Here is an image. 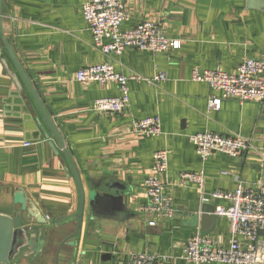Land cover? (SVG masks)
Wrapping results in <instances>:
<instances>
[{
	"label": "crops",
	"instance_id": "0c3cea01",
	"mask_svg": "<svg viewBox=\"0 0 264 264\" xmlns=\"http://www.w3.org/2000/svg\"><path fill=\"white\" fill-rule=\"evenodd\" d=\"M84 1L2 2L6 39L75 165L85 199L81 228L68 239L70 245L64 241L76 230L78 209L72 168L0 40V212L17 209L13 191L22 189L28 206L51 225L39 230L34 235L39 241L32 238L11 264H128L132 252L164 256L163 264H197L183 258L188 239L200 232L228 246L229 223L214 214V222L204 223L210 229L202 231L200 220L196 227L182 224L184 216L196 213L204 201L228 205L211 196L215 191H234L238 185L256 190L258 182L264 183V99L223 98L219 109H210L209 98L221 94L192 80L191 73L194 68L231 73L247 58L264 57V5L122 0L129 12L122 29L151 21L180 46L160 54L126 48L104 56L93 47L81 11ZM105 61L138 76L127 83L129 105L120 113L94 109L96 99L120 96L114 82L82 85L75 79L80 68ZM158 74L163 79L153 81ZM148 117L158 118L159 135L144 136L131 128L132 120ZM204 132L236 134L250 146L237 157L212 152L203 160L189 136ZM159 150L168 160L156 175L172 212L157 217L140 207L148 203L143 182L155 175L153 154ZM198 171L205 176L202 187L181 183L180 173ZM109 181L124 187L123 210L101 208L92 215L89 190L103 194ZM149 220L156 224L148 225ZM263 240L264 230L253 243L259 253Z\"/></svg>",
	"mask_w": 264,
	"mask_h": 264
},
{
	"label": "built area",
	"instance_id": "2783aa9c",
	"mask_svg": "<svg viewBox=\"0 0 264 264\" xmlns=\"http://www.w3.org/2000/svg\"><path fill=\"white\" fill-rule=\"evenodd\" d=\"M81 11L88 30L92 36L93 47L102 55L120 54L126 48H137L152 53H164L178 48L180 41L167 37L161 28L151 22L143 21L132 28L122 29V24L129 18L122 0H85ZM134 74L125 75L114 68L110 61L93 63L80 68L75 79L82 85L92 82H114L119 91L118 97H102L94 102V109L100 112L120 113L129 105L127 83L137 79ZM163 79L162 74L153 81ZM194 81L206 82L213 91L221 95L211 96L208 100L210 109H219L223 98H231L240 102L261 101L264 99V57L247 58L241 62L236 71L228 73L222 70H199L191 73ZM157 117H148L131 121L134 132L144 136H155L161 133ZM195 146L196 153L203 160L212 152H220L233 157L240 156L249 146L247 138L236 134L222 135L218 132H204L189 136ZM153 170L144 182V190L148 203L140 207L141 211L153 213L155 216H170L171 200L165 196L163 185L157 177L167 166V153L159 150L153 154ZM181 183L192 182L202 187L205 176L202 171L180 173ZM214 198H221L228 205H217L216 216L225 217L229 223L231 241L228 246H221L214 237L200 232L194 233L186 242L183 258L187 262L225 264H264V240L262 253L253 245L264 230V183L258 182L256 190H249L238 185L234 191H215ZM149 220L148 225H155ZM243 240V242H242ZM166 257L144 252H132L128 264H163Z\"/></svg>",
	"mask_w": 264,
	"mask_h": 264
},
{
	"label": "water",
	"instance_id": "95a60500",
	"mask_svg": "<svg viewBox=\"0 0 264 264\" xmlns=\"http://www.w3.org/2000/svg\"><path fill=\"white\" fill-rule=\"evenodd\" d=\"M2 2L0 0V40L3 47L5 48L10 60L14 64L19 76L24 82L26 88L28 89L30 95L32 96L35 104L37 105L39 111L44 116L46 122L48 123L51 132L58 142L59 147H61L63 153L69 161V164L72 168L73 176L78 190V209L76 213V230L71 234L64 242L67 241L68 244H73V242L68 239L78 235L81 222H82V212L84 208V190L79 179L78 172L75 168V165L70 158L67 150L64 147L63 142L59 138L51 120L49 119L47 113L45 112L31 82L24 73V70L19 63L13 49L6 39V36L3 31L2 25ZM253 2V6L263 8V2H257L256 0H248ZM256 4V5H255ZM14 81L18 87H21L19 80L14 77ZM120 188V189H119ZM89 206L91 214L95 215V212L101 208L111 209L120 213L123 210V199H124V187H119V183L116 182H107L105 185V192L100 194L95 189L89 190ZM13 203L17 205V209L13 213L0 212V264H11L12 260L22 251V248L29 246L32 243L34 235L39 230H48L51 228V225L47 224L44 216L37 212L35 207L31 205L28 206V200L25 196V193L22 189H17L13 191ZM215 206L212 204H207V202H202L199 206V209L196 213H190L182 219V224L196 227L198 221L200 220V227L202 231H208L210 228L204 226V223L214 222ZM26 211V215L23 216V212ZM33 220L34 222L29 224L28 221ZM39 241V238H34Z\"/></svg>",
	"mask_w": 264,
	"mask_h": 264
}]
</instances>
